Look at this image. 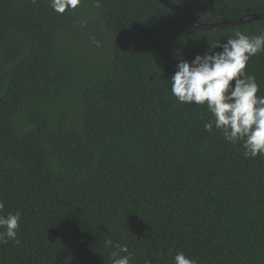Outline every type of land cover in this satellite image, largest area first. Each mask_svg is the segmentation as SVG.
Here are the masks:
<instances>
[{
  "label": "trees",
  "instance_id": "1",
  "mask_svg": "<svg viewBox=\"0 0 264 264\" xmlns=\"http://www.w3.org/2000/svg\"><path fill=\"white\" fill-rule=\"evenodd\" d=\"M173 1L204 23L264 12V0ZM236 31L264 33V19L202 29L159 0H81L62 14L0 0V201L22 214L0 264H112L106 238L132 264L181 251L264 264V155L206 131V104L170 88L180 59ZM245 71L264 95V52Z\"/></svg>",
  "mask_w": 264,
  "mask_h": 264
},
{
  "label": "clouds",
  "instance_id": "2",
  "mask_svg": "<svg viewBox=\"0 0 264 264\" xmlns=\"http://www.w3.org/2000/svg\"><path fill=\"white\" fill-rule=\"evenodd\" d=\"M80 2L50 0V6L62 14L76 9ZM260 52H264V33L251 36L236 31L225 42L217 43L214 50L197 54L191 61L180 59L170 81L171 93L180 103L206 104L212 114L204 124L206 131L215 127L227 142H242L245 157L252 158L264 155V95H258L256 77L245 69L251 57ZM3 209L0 201V244L10 240L19 244L22 214L16 211L4 215ZM104 244L114 249L112 264H132L133 253L127 245L114 244L111 238H106ZM174 264L198 262L181 251L175 255Z\"/></svg>",
  "mask_w": 264,
  "mask_h": 264
},
{
  "label": "water",
  "instance_id": "3",
  "mask_svg": "<svg viewBox=\"0 0 264 264\" xmlns=\"http://www.w3.org/2000/svg\"><path fill=\"white\" fill-rule=\"evenodd\" d=\"M159 1H161L162 3L170 7L172 10H174L177 14H179L182 18H184L191 25L197 28H202V29H218V28L227 27L230 25L246 23V22H249L255 19H264V12H256V13L243 15L237 18H233V19H227V20L217 21L213 23H204L194 18L181 5L174 2L173 0H159Z\"/></svg>",
  "mask_w": 264,
  "mask_h": 264
},
{
  "label": "rangeland",
  "instance_id": "4",
  "mask_svg": "<svg viewBox=\"0 0 264 264\" xmlns=\"http://www.w3.org/2000/svg\"><path fill=\"white\" fill-rule=\"evenodd\" d=\"M100 34V33H99ZM103 34H101V36H102Z\"/></svg>",
  "mask_w": 264,
  "mask_h": 264
}]
</instances>
